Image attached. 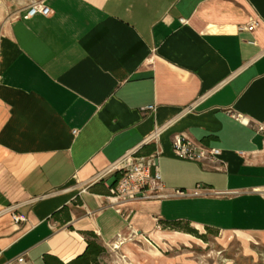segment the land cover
I'll list each match as a JSON object with an SVG mask.
<instances>
[{
	"label": "crops",
	"instance_id": "0c3cea01",
	"mask_svg": "<svg viewBox=\"0 0 264 264\" xmlns=\"http://www.w3.org/2000/svg\"><path fill=\"white\" fill-rule=\"evenodd\" d=\"M38 3L50 13L29 15ZM8 6L0 264H71L88 247L82 232L126 258L123 236L136 235L140 264L169 221L264 233V0H29L7 18ZM176 135L221 153L181 159ZM141 147L160 151L168 196L117 201L108 171Z\"/></svg>",
	"mask_w": 264,
	"mask_h": 264
},
{
	"label": "rangeland",
	"instance_id": "374dc122",
	"mask_svg": "<svg viewBox=\"0 0 264 264\" xmlns=\"http://www.w3.org/2000/svg\"><path fill=\"white\" fill-rule=\"evenodd\" d=\"M28 1L6 0L15 6L12 9L8 6L5 16L9 18L18 5ZM0 156L4 158L1 153ZM160 232L156 237L148 238L159 251L158 256L145 257L140 264H264V233H235L206 228L198 230L204 235L202 237L192 234L183 237L167 228ZM122 241L135 244L131 246L133 248L143 246L136 240V235H124ZM99 263L134 264L122 251L109 249L102 254Z\"/></svg>",
	"mask_w": 264,
	"mask_h": 264
},
{
	"label": "built area",
	"instance_id": "2783aa9c",
	"mask_svg": "<svg viewBox=\"0 0 264 264\" xmlns=\"http://www.w3.org/2000/svg\"><path fill=\"white\" fill-rule=\"evenodd\" d=\"M41 12L45 15L50 13V8L42 4H35L29 10V15ZM258 25L257 20H252L243 29L253 31ZM159 130L156 131L150 142H157ZM174 153L177 157L193 161H214L221 151L217 148H206L197 145L194 141L182 136L176 135L173 141ZM137 151L128 153L122 159L117 161L109 169L108 173L121 172L116 185L110 189V196L117 201H128L139 198L153 199L167 197V188L162 180L159 156L160 151L155 150L148 156H139ZM202 187L198 186L192 193L195 195L201 194ZM180 195H187L189 192L179 190ZM14 221H24L26 216L18 213L12 215ZM19 263H24V257L18 259Z\"/></svg>",
	"mask_w": 264,
	"mask_h": 264
},
{
	"label": "trees",
	"instance_id": "16d2710c",
	"mask_svg": "<svg viewBox=\"0 0 264 264\" xmlns=\"http://www.w3.org/2000/svg\"><path fill=\"white\" fill-rule=\"evenodd\" d=\"M143 147L137 150L136 154L139 156H148L155 152L154 148H151L149 151H143ZM118 178L121 176V172H117ZM60 212L66 213L67 222L71 219L69 208L64 207ZM57 212L54 216L58 215ZM165 229H171L175 231H182L188 234H192L198 237H202L204 235L200 234L197 229L192 227L189 223L183 221H169L165 224ZM211 230V227L207 228ZM82 234L87 236L88 247L86 251L77 257V259L73 260L71 264H100L98 261V257L101 256L105 251V247L98 243V236L94 232H82Z\"/></svg>",
	"mask_w": 264,
	"mask_h": 264
},
{
	"label": "bare ground",
	"instance_id": "6f19581e",
	"mask_svg": "<svg viewBox=\"0 0 264 264\" xmlns=\"http://www.w3.org/2000/svg\"><path fill=\"white\" fill-rule=\"evenodd\" d=\"M239 233H243V232H239ZM125 244V243H123ZM151 245V244H150ZM152 246V245H151ZM116 247L117 248H120L121 245L120 244H116ZM124 249V253H126V256L131 259L133 262H136V259H135V255H134V252L133 250L131 249L130 245L128 243H126L123 247ZM142 251V250H140ZM149 253H152V254H155V253H158V251L154 248H150V250L148 251Z\"/></svg>",
	"mask_w": 264,
	"mask_h": 264
}]
</instances>
